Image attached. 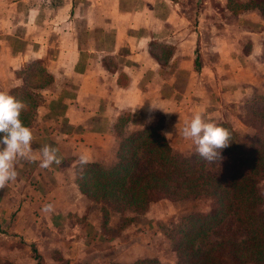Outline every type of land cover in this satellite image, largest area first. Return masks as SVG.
<instances>
[{"label": "crops", "instance_id": "1", "mask_svg": "<svg viewBox=\"0 0 264 264\" xmlns=\"http://www.w3.org/2000/svg\"><path fill=\"white\" fill-rule=\"evenodd\" d=\"M20 1L25 6L22 21L17 19L21 15L15 14ZM181 2L0 0V24L7 27L6 32L0 31V89L25 87L19 70L32 60H46L47 81L34 88L39 90L29 88L41 102L27 127L32 135L48 137L60 161L46 169L39 166V158L33 162L18 158L15 162L16 179L0 189L1 262L131 264L144 256L136 241L128 237V230L137 233L136 225L121 224V213L107 211L105 201L90 200L78 190L81 155L87 156L88 164L106 166L114 159L121 136L130 130L148 124L157 126L166 136L174 123L178 99L192 85L206 88L209 74L213 84L220 82L221 86L230 76L233 85L226 89L248 82L243 88L245 98L264 87L263 69L257 61L244 62L243 77L233 71L221 77L220 64L224 60L232 62L233 49L217 58L227 39L215 32L213 52L218 56L209 63L201 35L188 27L189 18L179 10L185 7ZM51 8L54 10L48 14ZM22 22L37 23V30L41 29L38 46L15 48L13 38L22 36L9 26L14 29V24ZM60 22L78 27L57 30L49 44L47 25ZM248 34L252 49L255 41H262L264 28L255 27ZM195 60L200 65L193 68ZM176 63L177 67L173 66ZM183 67L195 71L197 85L188 84L179 91L176 73ZM121 115L126 116L123 132H116ZM30 146L34 151L43 147L33 141ZM46 203L53 205L52 212L41 211ZM105 212H109L108 218ZM150 212L148 207L144 215Z\"/></svg>", "mask_w": 264, "mask_h": 264}, {"label": "trees", "instance_id": "2", "mask_svg": "<svg viewBox=\"0 0 264 264\" xmlns=\"http://www.w3.org/2000/svg\"><path fill=\"white\" fill-rule=\"evenodd\" d=\"M247 9L264 22V0H226L230 13ZM255 98L262 105L256 117L259 127L251 135L241 137L226 123H215L231 133L229 146L219 150L224 159L209 163L196 149L186 156L175 154L164 134L146 124L121 136L113 163L78 165V190L90 200L105 201L112 211H131L135 217L147 210L149 191L165 193L171 200H207L205 208L193 207L164 227L173 264H264V203L258 188L264 179V94ZM19 118L27 127L28 120L21 114ZM140 155L145 162L138 173ZM208 233L213 241L198 249V240ZM131 264L162 263L140 257Z\"/></svg>", "mask_w": 264, "mask_h": 264}, {"label": "rangeland", "instance_id": "3", "mask_svg": "<svg viewBox=\"0 0 264 264\" xmlns=\"http://www.w3.org/2000/svg\"><path fill=\"white\" fill-rule=\"evenodd\" d=\"M171 1L173 2L174 0ZM176 1L178 2V0ZM235 1H240L241 3L246 2V0ZM182 2L181 3L185 5V7L183 8L180 6L179 10H181V12L185 11V15L187 16V18H189L188 20L190 21V24H188V27H190V29L192 28V30H195V33H199L198 35H201L203 47L205 49V58L209 63L217 53L213 52V50L215 49L213 44L215 32L218 33L217 36L223 35L227 39L223 43L222 54L220 55L218 52L219 56L216 55L218 56L217 58H219L220 56L222 57L223 55H225V53L231 52V50L233 49V54L231 55L233 57L232 62L224 60L220 64V75L222 78H225L229 75L227 73L228 71H233V73L237 77L238 75L243 77L245 75L243 64H245L244 62H246L245 65L249 64L250 60H252V62H258V67H260V69H263L264 77V37L262 41H255L256 43L254 44L252 49H250L249 47L250 41L248 31L253 30L255 27L257 28L258 26L264 28V22L261 21L260 17L254 10L247 9L238 13H230L228 10H226V0H182ZM24 8L25 6L22 1H20L19 5L16 6L15 14L17 16L21 15L17 17L19 21L23 20L22 14L24 12ZM53 10L54 9L52 8L51 10L49 9L48 14ZM179 10L177 8V12ZM4 13L5 11L1 14ZM41 15H43V13H41ZM26 23L27 22L14 24V29L12 28V26H9V29L11 31H14L17 33V35L22 36V38H13L15 40L16 49H21L24 47L28 48L30 44H33L34 46L39 45L41 29L38 28L39 30H37V23H34L32 25H27ZM72 27L77 28L78 25L68 22L62 24L60 22L59 24L53 23L51 25H47L45 31H50V34L48 36L49 44L50 42H53V39L56 38L55 34L57 30L59 31L62 28V30L64 31H71ZM0 31H7V27L5 24H0ZM32 36L35 38V40H31ZM230 38H234V41H231ZM211 44L213 45L211 46ZM49 47L50 50H54L52 46ZM237 59H239V61ZM194 62L195 63L193 65V68L200 65H198L197 60H195ZM45 63L46 60H32L31 62L26 63V65H24L19 70V77H21V80L25 87H18L15 89H9L8 87H5L4 91L3 88L0 89V92H6L7 94L15 97L17 100L26 102L27 108L22 110L21 115L22 117L24 116L26 120H28V123L31 120L32 115L35 113V108H37L38 104H40L41 102L39 101L40 96L29 88H37L41 86V84L45 83V81H47L48 78H46V72L44 71ZM181 64L183 65V61L181 62ZM173 66L177 67V63L173 64ZM207 66L209 67L208 64ZM237 66H239L240 68L238 69ZM169 67L170 70H172V67ZM184 67L182 68L183 71L176 73L175 82L179 91L188 84L191 85L197 83V76L195 74V71H187ZM164 71L167 70L164 69ZM209 75V77L212 79V75ZM236 76L233 75L232 79H235ZM230 78L231 77L228 76L224 79L223 86H221L220 82L218 85H216V83L213 84L211 79H209V85L206 86V88L198 86L193 87L192 85V87L186 92V95L183 98L180 97L181 100L178 99L176 103L177 110L174 114V119H172L174 123L172 124V128H170L168 131L170 135H164L168 143L170 144L173 153L179 154L181 156H186L196 149V146L193 144V142L190 139L183 138L180 131L183 128L185 122L190 121L196 111L202 110L203 118L207 122L226 123L241 137L251 135L254 130L259 127L256 117L258 113L257 110L262 104L258 103V100H255L256 95L253 97L246 96V98L243 96L244 84L248 86V82L241 83L240 85L235 86L233 89H226L227 87H231L233 85V82H231L232 80ZM200 85L205 87V85L203 84ZM200 91L202 92V95ZM232 91H235V94L233 92V96L229 95ZM221 92L224 94H221ZM195 93H197L198 96L201 97H198ZM258 93L264 94V87L258 88ZM258 93L256 94L258 95ZM118 118L119 119L116 123L118 129L116 130V132H123L121 126H123V122L126 116L121 115ZM158 123H160V121ZM152 126L159 129L157 126ZM32 141L35 143H40L43 146H51L48 137H39L38 135H33ZM22 159L23 158H21L20 160ZM114 161L115 156L111 163H113ZM144 162V156L140 155V160L137 165L138 173L143 171ZM6 187L7 184L3 189H5ZM258 188L262 195L264 203V179H262L258 183ZM147 200V208L149 207L152 210V212L148 213V216L142 214L139 217H135L132 216L133 213L131 211H124L123 213H121L119 222L121 224H124L126 222L125 224L128 226L131 224L136 225L135 231L137 230V233L128 230V237H131L133 242L136 241L140 252H143L144 256L142 257H153L159 263L173 264L175 262V256L174 252L171 249L169 241L165 237L164 227L170 226L168 224L173 223L183 215L190 213L193 207L196 211L205 208L208 204V201L204 199L197 200L194 198L171 200L167 198L165 193H161L158 191H149ZM106 209H108L107 211L111 210L108 206L106 207ZM108 213L109 212H105L107 218L109 217ZM128 217L134 218L131 222H127L126 219ZM128 229H131V227ZM213 239L214 235L212 233H208L207 236H204L200 240H198L196 246L198 249L204 250L210 244V242L213 241ZM0 263L6 264L1 261Z\"/></svg>", "mask_w": 264, "mask_h": 264}, {"label": "clouds", "instance_id": "4", "mask_svg": "<svg viewBox=\"0 0 264 264\" xmlns=\"http://www.w3.org/2000/svg\"><path fill=\"white\" fill-rule=\"evenodd\" d=\"M26 108V102L17 100L6 92H0V134H3L0 137V145H3L0 147V189L9 181L16 179L15 162L18 158L30 162L39 158V166L45 169L53 163L60 162L56 155L57 149L54 147L44 145L35 151L31 148L32 131L24 126L19 118L22 110ZM180 131L183 138L193 142L196 153L207 162L213 163L224 159L219 150L229 146L231 133L224 127L205 121L202 110L196 111ZM35 153H39V156ZM80 162L87 163V156L81 155ZM53 210L51 203H46L41 208V211L46 213Z\"/></svg>", "mask_w": 264, "mask_h": 264}]
</instances>
